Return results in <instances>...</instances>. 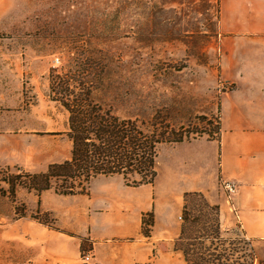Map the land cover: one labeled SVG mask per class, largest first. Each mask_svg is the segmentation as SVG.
I'll return each mask as SVG.
<instances>
[{
	"label": "rangeland",
	"instance_id": "rangeland-1",
	"mask_svg": "<svg viewBox=\"0 0 264 264\" xmlns=\"http://www.w3.org/2000/svg\"><path fill=\"white\" fill-rule=\"evenodd\" d=\"M0 9V100L7 110L12 106V112L0 114V134L3 147L11 145L14 152L11 162L0 159V202L13 210L9 221L0 217V226L26 218L59 230L56 214L38 205L29 208L20 189L34 190L28 173L44 172L70 157L68 112L58 100L69 87L89 93L92 103L120 118L182 137L158 146L157 173L162 175L169 159L179 160L172 172L179 184L171 195L162 177L128 186L121 175L96 176L83 194L97 192L103 183L127 187L125 195L140 191L148 200L162 199L163 213L171 203L178 228L174 246L183 224L184 194L197 192L190 191V144L217 138L220 95L232 88L220 74L219 0H0ZM218 180L215 172L212 185L232 208L237 190L228 193L220 183L224 179ZM76 196L60 195V202L73 206L80 199ZM153 216L150 209L141 219L140 232L148 242ZM68 220V227L82 225ZM222 227L244 237L238 223ZM249 240L252 264H264V243ZM87 245L83 238L79 264L92 261ZM83 255L90 256L89 262Z\"/></svg>",
	"mask_w": 264,
	"mask_h": 264
},
{
	"label": "crops",
	"instance_id": "crops-1",
	"mask_svg": "<svg viewBox=\"0 0 264 264\" xmlns=\"http://www.w3.org/2000/svg\"><path fill=\"white\" fill-rule=\"evenodd\" d=\"M218 25L220 74L232 88L220 95L217 138L190 144V191L202 192L218 206L222 226L238 223L248 239L264 243V0H219ZM5 107L0 100V114L12 112V106L10 110ZM1 138L2 134L0 159L11 162L12 147H3ZM178 162L169 159L162 175L156 176V181L162 177L168 185L170 195L179 184L172 173ZM215 172L218 181L228 179L237 185L234 211L215 191L216 184L212 185ZM101 186L89 195H72L80 198L73 206L61 203L60 195L51 190L38 194L20 189L29 208L38 205L56 214L59 230L26 218L2 224L0 264H79L83 238L93 255L89 264H185L173 246L178 228L171 203L163 213L162 199L148 200L140 191L125 195L122 185ZM0 203V217H12L11 207ZM150 209L154 222L148 242L140 229L142 214ZM72 218L82 225L68 227Z\"/></svg>",
	"mask_w": 264,
	"mask_h": 264
},
{
	"label": "trees",
	"instance_id": "trees-1",
	"mask_svg": "<svg viewBox=\"0 0 264 264\" xmlns=\"http://www.w3.org/2000/svg\"><path fill=\"white\" fill-rule=\"evenodd\" d=\"M58 100L68 112L70 157L46 170L28 173L29 188H53L60 195L85 194L96 176L121 175L128 186L150 184L156 177L158 146L178 142L172 131L148 130L137 119L120 118L89 99L84 90L67 89ZM61 93V92H60ZM59 93V94H60ZM73 95L68 99L67 95ZM168 128V127H167ZM183 224L175 239L186 264H252L251 240L223 228L219 208L199 192L184 194Z\"/></svg>",
	"mask_w": 264,
	"mask_h": 264
},
{
	"label": "built area",
	"instance_id": "built-area-1",
	"mask_svg": "<svg viewBox=\"0 0 264 264\" xmlns=\"http://www.w3.org/2000/svg\"><path fill=\"white\" fill-rule=\"evenodd\" d=\"M220 183H221L222 188L224 190H226L228 193H230V194L236 193L237 185L235 182L222 180V181H220ZM232 210L234 211V208H232ZM82 259L84 262H89L90 256L89 255H85V256L83 255Z\"/></svg>",
	"mask_w": 264,
	"mask_h": 264
}]
</instances>
